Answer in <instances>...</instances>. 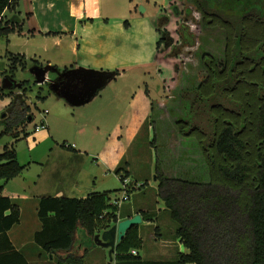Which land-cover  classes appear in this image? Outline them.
<instances>
[{
  "label": "trees",
  "instance_id": "trees-1",
  "mask_svg": "<svg viewBox=\"0 0 264 264\" xmlns=\"http://www.w3.org/2000/svg\"><path fill=\"white\" fill-rule=\"evenodd\" d=\"M190 2L200 11L206 27L219 28L225 34L224 66L219 67L216 57L203 50L201 57L208 75L196 88L183 91L187 116L177 121L185 136L195 138L199 144L210 169V180L171 178L157 158V192L178 222L176 236L187 251L179 250L175 258L168 260L145 259L133 253L144 246L137 224L117 243L114 264H264V0ZM18 4L19 0H0V16L7 9L15 10ZM21 27L9 20L0 21V36L8 37L21 31ZM245 37L253 38V42H247ZM164 40L160 37L157 41L158 52ZM249 51L254 53L250 55ZM8 59L12 78L15 70L39 64L24 54L10 53ZM27 85L21 84L12 103L23 123L30 116L34 118L25 99ZM223 93L239 102V109L219 101ZM132 99L134 109L144 108L151 104L150 90L139 88ZM194 111L195 117L190 116ZM9 128L8 124L7 131ZM24 132L28 135L26 129ZM121 141L119 130L109 136L102 151L107 164L115 165L122 152ZM63 145L72 147L65 142ZM25 168L16 148L6 145L0 154V181H10ZM115 172L121 182L131 174L127 167L120 166ZM135 188L132 186L128 193ZM119 190L122 188L94 191L86 197L41 196L38 215L42 226L35 232L36 243L47 252L57 253L61 257L59 264H86L88 250L96 244L94 235L132 216L130 211H121L118 197H112ZM137 213L144 220L155 217L148 210L139 209ZM20 220L19 205L0 185V264H31L8 235ZM79 231L85 238L82 242H77Z\"/></svg>",
  "mask_w": 264,
  "mask_h": 264
},
{
  "label": "rangeland",
  "instance_id": "rangeland-1",
  "mask_svg": "<svg viewBox=\"0 0 264 264\" xmlns=\"http://www.w3.org/2000/svg\"><path fill=\"white\" fill-rule=\"evenodd\" d=\"M103 4L106 9L109 8L105 16L107 19H102L101 24L89 21L80 25L76 32V37H79L82 45L80 54L84 56L88 53L86 63H92L91 67L96 69L112 65L110 74H107L108 70H104V73L93 77L88 86V90L99 87V94L84 105L97 112L89 121L88 136L85 138L93 147L97 145L96 149L100 143L104 146L105 139L117 122L123 126L130 123L132 118L130 105L136 91L148 87L151 97L148 115L139 124L129 144L127 143L126 152L117 165L131 170L130 179L134 181L136 187L128 193L129 199L122 200L121 211L124 213L139 209L151 211L156 216V224L144 222L140 225V233L144 239L140 256L152 260L172 259L176 257L179 249L182 251L187 249L176 236L178 222L171 217L170 210L157 192V158L164 173L171 178L197 182L210 180V169L199 144L195 138L185 136L179 129L177 121L181 116H187L183 91L196 88L208 75L201 57L203 50L216 57L219 67L224 66L226 60L224 30L206 27L200 11L190 0H103ZM126 21L129 26H126ZM56 35L57 33L50 35L38 33L32 36L22 35L16 31L10 34L11 41L0 36V154L6 145L16 148L18 159L25 165V173L28 174L26 180L13 179L5 187L8 194L15 195L19 192L27 196L16 200L22 208L21 222L15 225L9 234L16 242L24 241L27 244L23 250H33L31 260L34 264H59L58 259L61 258L55 253L51 259V255L35 241L34 232L42 226L36 206L41 196L38 198L35 196L38 192L29 178L38 170V167L33 165V160L44 159L51 147L56 146L55 138L39 142L42 136L40 132L45 134L48 130L45 127L42 131H36L35 124H41L43 115H47L46 109L52 115L60 107H64L70 116V112L77 110L67 107L68 104L64 102L63 97L60 96L62 99H58L57 95L66 97L64 94L67 93L68 100L85 101L94 94L85 87L81 91L82 95H79L66 81L63 83L61 81L59 82L61 90L50 95L47 90L49 82L39 85V81L35 80V75L29 68H19L15 70L13 78L18 83L28 84L27 98L23 97L31 106L34 115L33 119L23 123L18 119L19 112L12 105L21 86L6 88L3 86V79L11 73L8 52L26 50L34 56V53L43 50L42 42H54L53 37ZM160 37H164L165 40L158 52L157 41ZM69 39L67 36V40ZM82 39L92 41L94 45L92 42H89V45L84 44ZM96 39L104 41L102 47L96 46ZM245 40L253 42V38L245 37ZM94 46L97 47L95 51H99L101 56L95 55V51L88 52ZM53 48L51 44V49ZM109 52H115L114 57L108 56ZM249 53L252 55L254 52ZM118 67L126 70L120 72L117 70ZM261 74L264 77V71ZM52 86L56 87L57 84L53 83ZM86 91L88 93L84 95ZM37 94L48 98L39 101L41 98H38ZM218 98L228 108L240 107V103L228 95L220 94ZM187 105L192 107L188 101ZM194 114L195 111L189 113L192 117H195ZM75 120L76 118L74 120L69 118L63 124L54 122L53 128L58 135H67L69 140H73L70 135H74L75 130L72 134L71 132ZM8 124L9 131L6 129ZM24 129L28 132L26 136ZM78 137L84 140L83 133ZM63 141L59 140L58 143L62 144ZM55 148L58 151V148ZM91 160L96 164L95 158ZM98 168L97 166V171ZM101 168L103 170V167ZM102 174H104L100 177L102 182L95 186L89 181V176L83 173L78 191L69 190L73 187L68 186L67 181L60 182L58 176L49 183V186L54 189L52 191L54 195L63 196H84L95 189L115 190L122 187L120 176L115 170L107 174L103 171ZM19 187H24L25 190L21 191ZM123 194V190H119L112 194V197L121 199ZM156 236L160 239L155 238ZM161 239L163 243L159 245ZM83 240H85L83 233L79 231L77 242ZM40 252L43 255L38 259ZM108 256L110 259L109 254ZM108 261L104 260V264H108Z\"/></svg>",
  "mask_w": 264,
  "mask_h": 264
},
{
  "label": "crops",
  "instance_id": "crops-1",
  "mask_svg": "<svg viewBox=\"0 0 264 264\" xmlns=\"http://www.w3.org/2000/svg\"><path fill=\"white\" fill-rule=\"evenodd\" d=\"M108 10L109 8L106 9L104 7L103 0H19V4L17 8L15 10L7 9L0 16V21L4 23L7 20H9L11 22H15L16 24L21 25L22 29L21 31H18V33L22 35L34 36L37 35L38 33H46L48 35H50L51 33H57L56 37H53L54 42H42L43 50L40 53H34V56L29 51L26 50H22V52L10 51L9 54L10 53L24 54L29 60H38L39 64L30 65L28 67L29 71L34 66H42V67L50 66L51 69L47 71L46 81H45V83L49 82L48 85L49 87L47 90L50 95L58 93V91L61 90L60 88L61 83H63L64 81H66L69 85H71V87L74 88V91L77 90V93L79 95H82L81 91L85 87H87L86 90H88V86L90 85L93 77L98 76V74L104 73V70H108L107 74H109L111 72L110 67L112 65H109L107 68L102 67L96 69L91 67L92 63H86L88 61V53H85L86 56L85 55L82 56L80 54V49L82 45L79 37H76V32L78 31L80 25L86 24L89 21H91L92 23L101 24L102 19L104 18L107 19V17L105 16ZM10 34L8 37H6L8 41H11ZM67 36H69L70 38L69 40H67ZM89 42L92 41H87L82 39V43L84 44L88 43L87 45H89ZM95 42H97L96 46L102 47L104 41L101 39H96ZM51 44H53L54 46L53 50L51 49ZM92 45H94L93 42ZM96 46L92 47V49L88 52H94L95 50H97ZM114 53L115 52L113 53L109 52L107 53V55L110 57H114L113 55ZM9 54H7V56H9ZM95 55L101 56V53L99 51H95ZM117 70L121 72V70L124 71L126 69L118 67ZM34 77L36 80L37 76ZM52 82L56 84L58 83L57 84L58 86L53 87ZM87 93L88 91L84 92L83 94L86 95ZM93 94L94 95L92 98L85 101H79L81 99H72V101L68 100L66 98L68 97L67 93L64 94L66 95V97L63 95H57L58 99H62L60 96L63 97L64 102L68 104L67 107L77 109L75 110V112L74 111L70 112L71 116L67 114V110H65L64 107H60L58 110L52 113V115L51 112L48 110L46 115V124H47L46 129L48 130V133L46 132L45 134H43L42 132H40L42 136L40 138L41 141L39 142H43L51 138L53 139L55 138L54 140H56V144H55L56 146L51 147L50 152L46 154L44 159L33 160V165L38 167V170L36 174L34 176H31L29 179L32 180V185H34L35 191L38 192L35 193V196L37 198L43 195L63 196V195H54V193L52 192L54 189L49 186V183L54 178H57V176L59 177L58 180L60 182L67 181L68 186L73 187L72 189H69L71 191L79 190L80 180L83 173L89 176L88 177L89 181L93 182V185L97 186L100 181L102 182V179L100 177L104 175L102 174L103 171L105 174H107L108 172L115 170L119 161L122 159V157L126 152L127 143L130 142L137 128L139 127V124L148 115L149 105H146V107L144 108L139 107V109L135 107L136 109H134L131 100L130 106L132 109V118L130 123L126 126H123L122 124H120V122H117L110 131L111 133L109 134V136H111L115 131L119 130V132L122 135L121 142L123 143V145H122V152L117 158L115 165H109L105 162L104 158L102 157V151L104 146L108 143L109 136H107V139H105L104 142L105 144L103 143L104 146L103 145L101 146L100 143L97 149H96L97 145H94L93 147L91 142H88L85 138L86 136H88L89 121L92 118H94L95 115H97V112L93 111L91 108H86L87 106L84 105L87 104L86 103L87 101L94 99V97L99 94V87L94 88ZM47 98L48 97H45V99H41L39 101H44ZM138 113H140L139 119H137ZM66 116L71 118L72 120L76 118L75 126L72 127L73 129L71 132L72 134L75 130L74 135H70L71 138H73V140H69L67 138V135L65 136L58 135L53 128L54 122L63 124L66 120H69V118H67ZM37 125L38 124H35V127ZM36 131H42V129ZM82 133L84 135V140L78 137V135L80 136ZM59 140H64L63 143L65 142L66 144H71L72 147L64 146L63 143L59 144L58 143ZM55 147L58 148V151L56 150ZM92 158L96 159L95 160L96 164L91 162ZM95 165L96 167H94ZM97 166L99 167L98 171H97ZM101 167H103V170ZM25 169L19 176L13 179L21 178L26 180L28 174L25 173ZM130 177L131 174L129 176V179ZM10 181L8 182L0 181V185H3V192L5 194H8V192H6L5 187ZM19 188L21 191L25 190L24 187H19ZM105 190L108 189H104V190L95 189L94 191H105ZM94 191H91L90 193ZM90 193H88L87 195H89ZM9 194L14 198L15 201L20 199V197L22 196L27 197L25 193L20 194L19 192H17V194L15 195L12 193ZM87 195L75 196V197H86ZM16 203L19 205L20 210H22L20 203L18 201H16ZM36 204L38 210V202ZM130 212H132V216L137 214V210H131ZM127 217L129 216H126L124 218ZM155 221H156V216L150 221L143 219V221L139 225H141L144 222H146L147 224L155 225L156 224ZM8 235L12 243L14 244L15 248L21 250L26 255L29 262L31 264H34V261L32 262L31 260L32 254L34 253L33 250L32 249L23 250V248L26 247L27 244L24 241L23 242L20 241L19 243L16 242L15 239L9 234V232ZM155 238L160 239L157 236ZM162 243L163 240L161 239L159 245H161ZM76 245L79 246V248H81L80 244L76 243ZM137 252L138 254H140V250H137ZM48 253L51 255V259H53L55 253L54 252H48ZM108 254H109V248L95 244L88 250V254L85 258V262L86 264H93V263L104 264V260L107 261L109 260L108 261L109 264L110 259ZM42 255L43 253L40 252L39 256L37 255L38 259Z\"/></svg>",
  "mask_w": 264,
  "mask_h": 264
},
{
  "label": "water",
  "instance_id": "water-1",
  "mask_svg": "<svg viewBox=\"0 0 264 264\" xmlns=\"http://www.w3.org/2000/svg\"><path fill=\"white\" fill-rule=\"evenodd\" d=\"M50 69H51L50 66H43V67L34 66L30 70L32 71V73L35 74V76H37L36 80L39 81V83H45L46 73ZM53 83L54 82H52V84ZM3 86L6 88H11L14 86H21V83L16 82L14 78L10 77V75H6L3 79ZM88 91L91 94H93L94 88L89 89ZM79 101H83V99ZM29 118L32 119L31 116ZM142 221H143L142 215L140 213H137L132 217L121 219L117 223L113 224L111 227L104 229L100 232H97L94 235V241L96 242V244L109 248V255H110L109 264H113L114 252H115L117 243H119L125 237L129 228H131L133 225L140 224Z\"/></svg>",
  "mask_w": 264,
  "mask_h": 264
},
{
  "label": "built area",
  "instance_id": "built-area-1",
  "mask_svg": "<svg viewBox=\"0 0 264 264\" xmlns=\"http://www.w3.org/2000/svg\"><path fill=\"white\" fill-rule=\"evenodd\" d=\"M42 85L43 83H39V85ZM48 112V110L46 109L45 110V113H47ZM45 127H47V124H46V115H43V119H42V121H41V124H39V125H37L36 126V130H40V129H43V128H45ZM67 145H69V144H67ZM132 186H134V184H133V181H131L129 178H125L123 181H122V190H123V192H124V194H123V196H122V198L120 199L119 198V204H121V202H122V200H126V199H129V196H128V190L132 187ZM133 253H137V250H133Z\"/></svg>",
  "mask_w": 264,
  "mask_h": 264
}]
</instances>
